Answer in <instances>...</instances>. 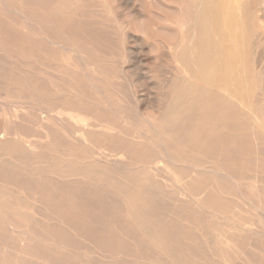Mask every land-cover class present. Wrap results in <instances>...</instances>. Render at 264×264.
Masks as SVG:
<instances>
[{
	"label": "rangeland",
	"instance_id": "374dc122",
	"mask_svg": "<svg viewBox=\"0 0 264 264\" xmlns=\"http://www.w3.org/2000/svg\"><path fill=\"white\" fill-rule=\"evenodd\" d=\"M89 1L85 0L86 7L80 14L72 16L67 20L59 16H53L52 19L54 21L52 22L56 24L58 30L46 31L36 29L31 31L30 34L35 35V40L38 43L41 42L39 38L41 35H49L51 33L67 36L65 38H68L67 41L70 42L73 41L72 37L78 38L74 44L76 48L83 51L82 56L88 63V66L85 68L86 72L91 77H95L93 69H97L98 66H101L99 70L103 73L106 71L104 77L101 76V86L97 88V93L91 83V96L96 98V102L93 105L94 109L89 115L80 113L81 116L89 122L94 121L102 125L114 123L118 129L122 128L135 137L137 136V138L145 139L152 132L148 121L151 119L158 120L165 106L170 103L168 101H171L174 95L171 83L176 78L174 76L176 75V65L171 58L172 53L170 48L172 45L170 43L174 44L178 42L182 31L186 29V27H182V24L188 22L186 12L191 4V0H171L172 2L170 0H115L117 3L114 5H111L114 3V0ZM152 1L154 2L152 3ZM260 2L259 0H239L240 7L244 5V16L243 11L241 13L244 26L234 29L230 37V43L236 47L238 46L239 52L243 53V55L239 53L242 64L234 73L238 72L242 74V79L246 78L248 80V86L245 87V96L243 97L244 107L239 105L238 100H233L237 104L238 116L243 126L241 134L245 136L238 146L240 148L248 147V156L246 155L245 157L243 153H238L237 151V159L234 160L231 158L217 160L195 155L196 158H186L184 160L185 164L183 163L184 165L182 164V166L179 164L173 168L162 164V167L166 168L161 171L165 177V183L153 186V189L136 182L138 174L133 173L126 176L111 167L113 156L121 150L118 141L110 140L103 136H95L90 139L85 138L84 143L73 142L71 138L61 133L63 129L60 125H57L58 121L56 118L55 120L52 118L48 123L42 119V117L47 118L48 114L52 113L55 115L59 112V110L53 111L54 103L52 102L53 98L51 97L50 88L60 87L64 83V80H68L66 79V66L69 62L74 63L76 59L75 52L63 51L62 48L57 46L47 47V50L45 49L46 53L49 54V58H52V60L49 63L44 60V65H40L42 69H37L32 65H28V68H26L27 66L20 67L16 65L17 63L13 64L5 59L0 60V136L7 134L10 138L12 137L11 143L0 146V190H10L13 193V197L11 198L12 204H15L10 213L1 214L0 218L14 222L32 219L31 226L27 228L21 227L19 223H16L18 233H14L15 236L6 228H0V241L8 245L5 251H0L1 263L15 264L19 262L16 259V250L21 248L22 243L20 240L25 238L30 242L29 250H27L28 253L35 252L42 255L43 259L62 260L66 264H82V262L88 260H91V264H164L160 251L158 248H154L152 244L150 245L151 240L149 239L145 240L146 242L141 241L143 248L140 251L141 253L139 252L140 254L137 255V252L129 253V249L138 250L134 247L135 242L132 245L129 244L128 240L121 243L114 242L109 244L103 238L102 230H105V228L99 226H107V231H115L116 229L119 231L118 233L115 232L117 235L125 236V234H129L127 226L135 225L134 215L128 213L127 207L130 203L127 192L131 190L132 192L135 191V194H143L142 196L147 198L146 200L149 201V204L151 201V206L144 209L145 215L156 218L160 216L168 218V216L174 217L173 213L175 212L179 214L177 215V219L179 220L175 222L178 224V229L181 228L180 232L186 241L185 244L190 246L191 249H196V251L191 253V260L194 264H238L237 262H240L239 264H249L250 262H252L250 264H264V235L260 233L262 227H264V196L259 194V188H264V183L256 184L260 186L258 188L254 187L255 179L264 180V167H261V164H264V152H262L264 151V0H260ZM160 3L164 4V8L162 5L160 6ZM130 5L131 7H129ZM166 7L170 10L173 9V12L168 11L169 9H166ZM35 9L45 12L47 15L46 11L40 7ZM96 11L100 12H98L99 15ZM255 11H257V14ZM139 12L142 13L140 14ZM108 13L112 15L109 18L108 16L104 17ZM246 13L250 14L247 18ZM17 18L15 15H11L8 18L9 22L0 21V27L4 28L0 29V34H20L21 31L15 30L13 26L28 24ZM111 18L115 21H112V24ZM78 19L81 21L79 22ZM252 19L253 22L251 21ZM100 20L102 21L100 22ZM131 20L133 21L131 22ZM88 21L92 22L89 23ZM248 21L249 23L251 22V28H248ZM166 22L168 24H165ZM119 23L121 24L119 25ZM115 25L116 27L119 25V27L116 28ZM246 25L247 27H245ZM112 27L113 29H111ZM252 28L253 30H250ZM167 30L170 32H167L168 34L165 35ZM249 33H251V36H248L250 35ZM108 35L112 38V42ZM70 42L67 43L71 45ZM124 43L125 45H123ZM143 43L145 44L143 45ZM242 46L244 47V51ZM130 49L131 51H129ZM62 52L64 53L62 54ZM84 52H87V54ZM127 60L128 62H126ZM243 60H247L248 64L245 62L247 64L245 65ZM26 69L34 74L28 73L25 74V77L28 79L36 78L41 84L44 83V91L47 92L39 94L41 96L35 99H24L19 94H6V86L3 87L6 76H9L12 71L23 75ZM214 91L219 92L222 96L228 95V92L222 89L215 88ZM184 92L179 91V94H188ZM252 95L255 96L253 97ZM20 103L22 104L20 105ZM20 107L23 108L22 111H20ZM95 110L97 111L95 112ZM45 126L55 135V138L50 136V139H48L50 141L47 140L49 132L44 129ZM44 131L47 133L45 132V134ZM38 142L48 143L49 146L45 150L46 152L41 157L39 156L40 159L31 161L29 150L25 146L29 147V145ZM9 149L13 152V155H7ZM260 153L262 154L261 156ZM138 155L139 152H136V156ZM196 160L198 162L201 161L197 164ZM214 165L219 167L225 166L224 168H228L231 172L229 174L235 179L227 180L224 176L203 172L204 168L206 169ZM195 169L197 170L195 171ZM177 171H179V174ZM189 174L193 176L191 177ZM199 178H203L202 180H204L203 187L199 192L195 193L194 186L197 185H195L196 181L194 180H198ZM188 183L193 186H191L193 191L182 200V196L179 193L180 196L177 195L175 192L179 187L185 186ZM212 183L219 187L215 188L214 185L211 186ZM70 191L73 193L71 194ZM209 194L213 197L217 194L219 199L216 196L217 202L216 200L214 201L215 203L212 201L206 212L199 213L196 209L197 203L201 202L200 199H207ZM204 195L205 197L203 198ZM171 200L173 203H176L173 204ZM178 202L181 205L183 204L182 207L184 209L175 206L180 205ZM42 203H46L47 205H43ZM185 206L188 208H185ZM172 207L176 208L173 209ZM90 220L91 225L88 224ZM231 224L236 230L232 231L233 227H231ZM119 226L124 230L120 231L121 228ZM227 232L228 234H226ZM109 233L113 234V232ZM241 236H243V239ZM246 238L247 240L245 241ZM192 245L195 246L193 247ZM246 245L250 246V248ZM245 246L246 248H244ZM251 246L253 247L251 248ZM152 248L154 251H152ZM242 252L244 253L242 254ZM248 258L250 259L249 263ZM22 264L38 263L26 261Z\"/></svg>",
	"mask_w": 264,
	"mask_h": 264
},
{
	"label": "bare ground",
	"instance_id": "6f19581e",
	"mask_svg": "<svg viewBox=\"0 0 264 264\" xmlns=\"http://www.w3.org/2000/svg\"><path fill=\"white\" fill-rule=\"evenodd\" d=\"M92 2H95V1L92 0ZM113 2L114 3L111 5H114L117 3V2H115V0ZM153 2L154 1H152V3ZM180 2H182V1H180ZM259 2H260V0H259ZM85 3H86L85 0H0V21L7 22L8 18L11 15H15L16 17H18L17 19L28 24V25L24 24V25H20V26H18V25L13 26L15 28V30H19L21 32L23 31L22 33L20 32V34H15V33L14 34H10V33L0 34V60L5 59L6 61H9L13 64L17 63L16 65H18L20 67L21 66H27L26 68H28V65H30V66L32 65V66H35L37 69H42L40 67V65H44L43 64L44 60L47 63L51 62V60H52V58H49V54L46 53L47 47L57 46V47L62 48L63 51L66 50V51L76 53V59H75L74 63L69 62L68 65L66 66V77H67L66 79H68V80H66V81L64 80V83L62 85H60V87L50 88V91L52 93L51 97L53 98L52 102L54 103L53 111L59 110V112L55 115L52 113L48 114L47 118L42 117V119H44L46 121V123L50 122L52 120V118H54V120L56 118L58 121L57 125H60L63 129L61 133H63L64 136H66V137L68 136V138H71L73 142L84 143L85 138L90 139V138H94L95 136H103L107 139H110V140L113 139V140L118 141V143L120 144L121 150L118 151L117 153H115V155L113 156L114 158L112 159L113 161H112L111 167L114 169H117V171L121 172L123 175H126V176L133 174V173L138 174V179L136 180V182L141 183L143 185H146V187H149L151 189L154 188L153 186H157L159 184L165 183V180H164L165 177L161 173L162 169H166L165 167H162L163 165L168 166V167H173V168L176 165L178 166L179 164H181V166H182V164L184 163V160L186 158L189 159V158L195 157V155L202 156V157L206 156L208 158H214L217 160L224 159V158H226V159L231 158L234 160V159H237L236 153L238 151V153L239 152L243 153L245 155V157H246V155L248 156V147L240 148L238 146L239 142H241L245 136L243 134H241V129L243 126H242V123L240 122V118L238 116L239 112H238L237 104H235V102L233 101L234 99L238 100L239 105L244 107L245 103H243V97L245 96V87L248 86V80L246 78L242 79L241 78L242 74H240L238 72H236V74L234 73V71L235 70L237 71L242 64L241 58L239 55V53H241V52H239L238 46L236 47L230 43V41H231L230 37H231L232 31L234 29H236L237 27H243L244 26L243 25L244 23L242 22L243 21L242 14H241L243 11V16H244V5L242 7H240L239 0H193V1L191 0L192 5L190 4V6L186 12V17H187L188 22H185L184 24H182V27H186V29H185V31L184 30L182 31L181 38L178 42H176L174 44L170 43L172 45V47L170 48L171 49L170 51L172 53L171 58L173 60V63L176 65V68H175L176 69V75H174V76H176V78L174 77L175 79H174L173 83H171L174 95L173 96L171 95L173 97L172 100L168 101L170 103H168V105L165 106V108H164L161 116L158 118V120L151 119L148 121V124L151 127L152 132H151L150 136L146 137L145 139H142L139 137L137 138V136L135 137L131 133L124 131L122 128L118 129V127L114 123L113 124L109 123L108 125H102V124L94 122V121L89 122L81 116V114H87V115L91 114L92 110L94 109L93 105L96 102V98L91 96V92H90L91 83H92L93 88L95 89V91L97 93V91H98L97 88L99 86H101V80H102L101 76L104 77V74L106 71L103 73L101 70H99L101 66H98L97 69H93V75H95V77L94 76L91 77V75L86 72L85 68L88 66V63H87V61H85V58L82 56L83 51L76 48L75 44H74L78 38L72 37L73 41L70 42V41H67L68 38H65L67 36H59V35H56L55 33H51L49 35H43V36L41 35V37H39L41 42L38 43L35 40L36 39L35 35L30 34L31 31L36 30V29L46 30V31L58 30V27L56 26V24H54L52 22V21H54L52 19L53 16H55V17L59 16L65 20H67L72 16L80 14V12H82L83 9L86 7ZM96 3H99V2H96ZM174 3H175V1H174ZM99 4H101V3H99ZM161 5L162 4L160 3V6ZM181 5H182V3H181ZM37 7L44 9L46 11L47 15L45 14V12L38 11L37 9H35ZM129 7H131V5ZM152 7H153V5H152ZM100 8H102V7H100ZM109 8H111V7L109 6ZM112 8H113V6H112ZM163 8H164V6H163ZM152 9H154V8H152ZM166 9H169V8L166 7ZM115 10L117 12L116 7H115ZM172 10L169 9L168 11H172ZM251 10H253V9H251ZM99 11H96V13L98 14ZM110 11H112V10H110ZM145 11H146V9H145ZM180 11H181V9H180ZM248 11H247V13H248ZM100 12L102 13V11H100ZM255 12L257 14V11H255ZM131 13H133V12H131ZM36 14H38V16H36ZM118 14H119V12H118ZM164 14H165V12H164ZM110 15H112V14H110ZM110 15L108 13V15H106L104 17L108 16V18H109ZM133 15H134V13H133ZM249 15L250 14H247L246 18ZM32 16H34L35 18ZM99 17H102V16H99ZM117 17H118V15H117ZM255 17H257V16H255ZM255 17H253V18H255ZM133 19L135 20V18H133ZM113 20L111 18V24H112ZM80 21L81 20H79V22ZM101 21L102 20H100V22ZM132 21L133 20H131V22ZM249 21H248V23H249ZM251 21L253 22V19ZM254 21H255V19H254ZM82 22H83V20H82ZM84 22H86V20H84ZM88 22L90 23L92 21H88ZM98 22H99V20H98ZM113 22H115V21H113ZM64 23H65V21H64ZM89 23H88V25H89ZM248 23H247V25H248ZM250 23H249L250 27L248 25V28L252 27V25ZM255 23H254V25L256 26ZM104 24L108 25L107 23H104ZM120 24L121 23H119V25ZM163 24H164V22H163ZM165 24H168V22H166ZM94 25H92V26H94ZM100 25H101V23H100ZM119 25H117V27L115 25V27L118 28ZM169 25H171V24L169 23ZM247 25L245 27H247ZM90 26H91V24H90ZM255 26H254V28H255ZM165 27H163V28H165ZM161 28H162V26H161ZM166 28H168V27H166ZM0 29H4V28L1 26ZM111 29H113V27ZM9 30H10V28H9ZM163 30H165V29H163ZM250 30H253V28ZM107 31L109 32V30H107ZM108 32H107V34H109ZM167 32H168V30L166 31L165 35H167L170 31L168 33ZM245 34H244V36H246ZM249 34L250 35H248V36H251V33H249ZM108 37H110V36L108 35ZM239 37H241V36L239 35ZM67 42H70L71 45H69ZM111 42H112V38H111ZM143 42H144V40H143ZM236 42L238 43V41H236ZM244 42H247V41H244ZM144 44L145 43H143V45ZM123 45H125V43ZM44 46H45V48H44ZM86 46H88V45H86ZM123 48H125V47H123ZM242 49L244 51V47ZM249 50H251V49H249ZM129 51H131V49ZM129 51H127V52H129ZM121 52H123V51L121 50ZM63 53L64 52H62V54ZM84 53L87 54V52H84ZM241 54L243 55V53H241ZM246 54H248V53H246ZM120 55H122V54H120ZM124 57H125V55H124ZM248 57H250V56H248ZM125 60H126V58H125ZM128 60L126 62H128ZM246 61L243 60V63L245 64ZM247 64H245V65H247ZM31 70H33V69L31 68ZM43 70H44V67H43ZM90 70H92V69H90ZM253 70H255V69L253 68ZM94 72H95V74H94ZM28 73H32V72L30 70L26 69L23 75H20L19 73L15 72V71H12V73H10L9 76H6V81L3 84V87L6 86V94H11V93L12 94H19V96L21 98H24V99L25 98L35 99L36 97L41 96L39 94H43V92H47V91H44V83L41 84V82L39 80H37L36 78H32V79L26 78L25 74H28ZM32 74H34V73H32ZM255 74H257V73H255ZM258 78H260V77L258 76ZM215 88L216 89L218 88L220 90L222 89L223 91L228 92V95L222 96L221 94H219V92L214 91ZM247 90H249V89L247 88ZM179 91H181V92L185 91L186 94L187 93L188 94L187 95H181V94H179ZM23 102H25V101H23ZM12 103H14V102H12ZM21 104L22 103H20V105ZM4 105H6V104H4ZM7 105H8V103H7ZM248 105H250V104H248ZM17 107H19V106H17ZM22 109L23 108H21L20 111H22ZM17 110H19V109H17ZM17 110H15V112ZM35 111H36V109H35ZM96 111L97 110H95V112ZM27 112H29V111H27ZM17 113H18V111H17ZM14 119H16V118H14ZM43 123H45V122L43 121ZM127 123H128V121H127ZM44 129H46L49 132L47 134V140L50 139V136L55 138V135L52 134V132H50L49 128H47L45 126ZM45 132L46 131H44V133ZM246 132H247V130H246ZM6 135L4 134V135L0 136V146L2 144L5 145L8 143H11L12 137L10 138L9 135H7V136ZM17 135H19V134H17ZM246 137H247V135H246ZM48 141H50V140H48ZM25 143H26V141H25ZM156 143H158L157 146H155ZM48 146H49L48 143L46 144L45 142H40V143L38 142L36 144L29 145V147L28 146H25V147H27L29 150L30 160L35 161L37 159H40V157L43 155V153L46 152L45 150L48 148ZM21 150L23 151V149H21ZM140 151H141V153H140ZM136 152H139L138 156H136ZM259 152H260V150H259ZM262 152H264V151H262ZM7 155H13V152L10 151V149H9V151L7 152ZM261 155L262 154L260 153V156ZM251 158H253V157L251 156ZM259 158H261V157H259ZM259 158H256V159H259ZM256 159H254V160H256ZM196 162H197V164H199V162L197 160H196ZM197 164H195V165H197ZM200 164H202V163H200ZM220 164H221V162H220ZM262 166L264 167V164H261V167ZM224 167L225 166L219 167V166L214 165L212 167L211 166L207 167L206 169L204 168L203 172H210V173L215 174V175L224 176V177H226L227 180H234L235 178L231 177V175L229 174L230 171L228 170V168H224ZM67 168H69V167L67 166ZM197 169H195V171ZM190 170H191V168H190ZM177 172L179 174V171H177ZM260 172H262V171H260ZM171 174H172V172H171ZM194 175H195V173H194ZM189 176L192 177L193 175L189 174ZM150 177H153V178H150ZM199 177H201V176H199ZM85 178H86V176H85ZM202 179H200V178L198 180L193 179L194 181H196L195 185H197V186H194L195 187V189H194L195 193L199 192L201 190V188L203 187L204 180H202ZM176 180H178V179L176 178ZM80 181H82V180H80ZM178 182H180V181H178ZM258 183H264V180L263 179H258V180L255 179L254 180V185H255L254 187L255 188L260 187V186L256 185ZM172 184H173V182H172ZM188 184L185 186L183 185L182 187H179V189H177V191L175 192V193H177V195L180 194L182 196V200L184 199V197H187V195L189 193H192V191H193L192 190L193 186L190 184H189L190 185L189 186ZM208 184L210 185V183H208ZM213 185L214 184L212 183L211 186H213ZM214 186H215V188L219 187V186L217 187L216 185H214ZM221 187H222V185H221ZM240 187H242V186H240ZM259 189H260L259 194L264 196V188L260 187ZM72 193L73 192H71V194ZM127 193H128V198L130 200L129 206H127L128 207V213H131L134 215L135 225H133V226L128 225L127 226V229L129 230L128 231L129 234H125V236L117 235V233L119 231L116 229H115V231H107L106 230L107 226H99V227L105 228V230H102L103 231L102 233L104 236L103 238L106 240V242H108L109 244H112L114 242H120L121 243L122 241L128 240L130 245H132V243L135 242L134 247L138 250L135 251L132 248V250L129 249V253L132 254L133 252H137V255H139L141 253L140 251L143 248V243L141 241L144 242L145 240L149 239V240H151L150 245L152 244V246L154 248L156 247L160 251V254H161L160 256L163 259L164 264H194L191 260V253L196 251V249L195 248L191 249L190 246L185 244L186 241L183 239L182 234L180 232L181 228L178 229V224H176V222H175V221L179 220V219H177L178 218L177 215H179V214L174 211L175 213L172 212L174 217L168 216V218H164L163 216L156 218L154 216L145 215L144 209H147L148 207L151 206V204H152L151 201L149 204V201L146 200L147 198L145 196H142L143 194L139 195L137 193L138 194L137 195V194H135V191L132 192L130 190ZM12 194L13 193L10 192V190H8V191L0 190V216H1V214H4V213L5 214L10 213L12 208H14L15 204H12V199H11L13 197ZM39 195H40V193H39ZM44 196H45V194H44ZM148 196H150V195H148ZM193 196H191V197L193 198ZM216 196H217V194H216ZM204 197H205V195L203 196V198ZM212 197L213 196H211V194H209L207 196V199H203V200L200 199L201 202H198V203L196 202L198 204L196 209L198 210L199 213L200 212L201 213L206 212V209H208V207H210L211 202L212 201L214 202L216 200L215 197H213V198ZM217 197H218L217 199H219V196H217ZM211 198H212V200H211ZM73 199H74V197H73ZM177 199H179V198H177ZM49 200H51V199H49ZM175 200H176V198H175ZM13 201H15V200H13ZM16 202H13V203H16ZM216 202H217V200H216ZM172 203H173V201H172ZM175 203H173V204H175ZM42 204L47 205L46 203H42ZM178 204H180V203L178 202ZM175 206L179 207L181 209L182 208L184 209V207H182L183 204L182 205L181 204L175 205ZM186 207L187 206H185V208ZM175 208H173V209H175ZM53 211H52V213H53ZM191 212H192V210H191ZM54 213H55V211H54ZM104 213H105V211H104ZM73 214H74V212H73ZM183 215H185V214H183ZM241 218H242V216H241ZM221 219H222V217H221ZM225 219H226V216H225ZM39 220H41V219H39ZM104 220H105V218H104ZM16 223H19L21 225V227L27 228V227L31 226L32 219H28V220H25L23 222H14L11 220L9 221L8 219H1L0 218V228H6L13 235H14V233H18V231H17L18 226L16 225ZM88 224L91 225V220L88 222ZM105 224H106V222H105ZM238 224H237V226H238ZM14 225H16V226L14 227ZM235 225H236V223H235ZM59 227H61V226H59ZM231 227H233L232 231L236 230V229H234L233 225ZM120 228H121L120 231H122L123 228L122 227H120ZM120 228H118V229H120ZM240 229H242V228L240 227ZM67 230H68V228H67ZM52 232H54V231H52ZM109 232H113V234H110ZM115 232H117V233H115ZM225 232H226V229H225ZM260 233L262 235H264V227H262V230ZM64 234H66V233H64ZM226 234H228V232ZM45 237H46V235H45ZM260 237H262V236L260 235ZM85 238H87V237H85ZM241 238L243 239V236H241ZM263 238H264V236H263ZM232 239H233V237H232ZM246 240H247V238L245 239V241ZM260 240H262V239H260ZM20 241L22 243L21 248L16 250V259L19 262H16L15 264H22L26 261H30V262H34V263H38V264H66L62 260L53 261V260H46L45 258L43 259L42 255L37 254L35 252L34 253H28L27 250H29L30 242L27 241V239H25V238H22ZM239 242H240V240H239ZM251 245H253V244H251ZM7 246L8 245H6L2 241H0V251H5V248H7ZM246 246L248 248H250V246H248V245H246ZM246 246L244 248H246ZM252 247L253 246H251V248ZM150 249H151V247H150ZM152 251H154L153 248H152ZM243 253L244 252H242V254ZM236 254H238V253L236 252ZM223 256H225V255H223ZM246 256H248V255H246ZM63 260H65V259H63ZM261 260H262V258H261ZM217 262H219V261H217ZM249 262H250V259H249L248 263ZM72 263H74V262H72ZM202 263H203V261H202ZM237 263L239 264L240 262H237ZM245 263H246V261H245ZM250 263H252V262H250ZM0 264H5V262L1 263V260H0ZM82 264H91V260L84 261V262H82ZM212 264H214V263H212Z\"/></svg>",
	"mask_w": 264,
	"mask_h": 264
}]
</instances>
